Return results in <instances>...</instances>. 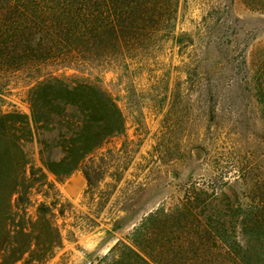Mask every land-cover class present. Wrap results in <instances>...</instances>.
Returning <instances> with one entry per match:
<instances>
[{"label":"trees","instance_id":"16d2710c","mask_svg":"<svg viewBox=\"0 0 264 264\" xmlns=\"http://www.w3.org/2000/svg\"><path fill=\"white\" fill-rule=\"evenodd\" d=\"M180 3L0 0L1 88L23 75L33 81L30 114L0 112V264H47L63 247L60 186L77 172L91 189L103 180L93 156L127 128L116 98L82 73H141L166 44L181 43ZM244 171L247 193L194 183L176 206L146 216L105 264H264V168Z\"/></svg>","mask_w":264,"mask_h":264},{"label":"rangeland","instance_id":"374dc122","mask_svg":"<svg viewBox=\"0 0 264 264\" xmlns=\"http://www.w3.org/2000/svg\"><path fill=\"white\" fill-rule=\"evenodd\" d=\"M177 34L181 43L166 44L141 73L83 71L116 98L127 128L93 156L103 180L91 189L77 172L60 186L64 244L47 264H105L115 246L131 243L146 216L176 206L192 184H226L245 194L244 170L264 168L257 89L264 0H181ZM32 82L29 75L3 80L0 112L30 114ZM77 177L82 185L74 191Z\"/></svg>","mask_w":264,"mask_h":264},{"label":"crops","instance_id":"0c3cea01","mask_svg":"<svg viewBox=\"0 0 264 264\" xmlns=\"http://www.w3.org/2000/svg\"><path fill=\"white\" fill-rule=\"evenodd\" d=\"M76 179H77V183H75V184L73 183V185H71V187H72L71 190H74V191H75V189H76L75 186H77V184L82 185V178L77 177ZM73 194H74V193H73Z\"/></svg>","mask_w":264,"mask_h":264}]
</instances>
